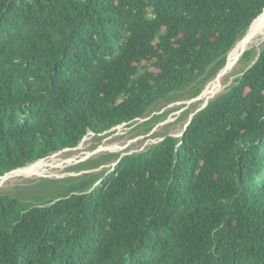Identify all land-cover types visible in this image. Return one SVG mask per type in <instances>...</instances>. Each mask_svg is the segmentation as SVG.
I'll return each mask as SVG.
<instances>
[{
  "label": "trees",
  "instance_id": "obj_1",
  "mask_svg": "<svg viewBox=\"0 0 264 264\" xmlns=\"http://www.w3.org/2000/svg\"><path fill=\"white\" fill-rule=\"evenodd\" d=\"M263 12L264 0H0V177L199 96ZM242 62L182 137L108 173L44 179L40 195L0 193V264H264V49Z\"/></svg>",
  "mask_w": 264,
  "mask_h": 264
},
{
  "label": "rangeland",
  "instance_id": "obj_2",
  "mask_svg": "<svg viewBox=\"0 0 264 264\" xmlns=\"http://www.w3.org/2000/svg\"><path fill=\"white\" fill-rule=\"evenodd\" d=\"M255 25L256 24H254V26L246 33L243 38H246L256 28ZM243 38H241V41L239 40L238 42H243ZM250 52L252 53L253 57H255V55H259L256 50H252ZM253 60L255 61L256 59L254 58ZM249 65L250 64L247 62H242V68L238 78L242 76L243 72ZM210 81H208V83ZM234 84H232L231 86H233ZM230 87L228 88V90L230 89ZM228 90H226L225 93H227ZM197 97L193 98L191 92L184 94L177 93L172 97L171 100L163 101L156 105L145 118L138 119L132 124L118 126L102 135L97 136L93 132H89L88 135L76 148L66 149L59 153H56L59 156L58 158L60 160L71 162L56 166L55 169H50L49 171H52L54 177H17L3 183L0 186V193H17L29 198L41 194L38 185L44 179L63 181L69 178L83 177V175L85 174H96L100 172L108 173L113 170L118 160L105 162L101 167L92 170L76 171L71 169L81 163H85L87 161H95L112 154H120L126 156L129 154L142 153L148 148L162 142L166 138V136L175 137L178 132L183 133L185 127L193 118V116L203 109L200 108L201 102H196L193 104L190 103ZM156 117H160V120H158L155 124H151V121ZM176 138L180 137L176 136ZM113 144H120V146L123 148V151H105L96 153L103 145ZM88 154L92 155L89 156ZM27 187H30V191L25 190ZM32 201L33 200H31V202Z\"/></svg>",
  "mask_w": 264,
  "mask_h": 264
},
{
  "label": "bare ground",
  "instance_id": "obj_3",
  "mask_svg": "<svg viewBox=\"0 0 264 264\" xmlns=\"http://www.w3.org/2000/svg\"><path fill=\"white\" fill-rule=\"evenodd\" d=\"M263 14L264 12L254 21V23ZM255 24H256L255 25L256 28L246 38H243L244 41L240 43L239 42L236 43V45L234 46V48L232 49V51L228 56L227 62L223 70L219 72L205 86V88L200 93V95L195 100L190 102L191 104L196 102H201L200 108H204L208 103H211L220 95L225 93V91L228 90V88L232 84H234L239 77V73L242 68V58L245 52L256 50L257 53L259 54L262 51L264 47V16ZM177 135H182V132H178ZM105 151L122 152L123 148L120 146V144L103 145L96 153H101ZM88 155L91 156L92 154H88ZM58 157L59 156L56 154L48 159L41 160L26 168L16 170L13 173L7 175L6 177L0 178V186L6 181H9L17 177H54L52 171H49L50 169H55L56 166L71 162V161L60 160Z\"/></svg>",
  "mask_w": 264,
  "mask_h": 264
},
{
  "label": "water",
  "instance_id": "obj_4",
  "mask_svg": "<svg viewBox=\"0 0 264 264\" xmlns=\"http://www.w3.org/2000/svg\"><path fill=\"white\" fill-rule=\"evenodd\" d=\"M253 23H254V22H253ZM253 23H252V24H253ZM251 26H252V25H251ZM206 107H207V106H206ZM206 107H204L203 109H205ZM203 109H202V110H203ZM202 110H200V111H202ZM200 111H199V112H200ZM195 115H196V114H195ZM195 115H194V116H195ZM194 116H193V117H194ZM192 119H193V118H192ZM192 119H191L190 122L187 124V126L185 127L184 132L182 133V135H181L180 137H182V136L185 134V132L187 131L189 125H190L191 122H192ZM173 137H174V136H173ZM175 137H176V136H175ZM122 157H123V155L120 156V158H119V160L116 162L115 166L120 162V160L122 159ZM48 158H49V157H48ZM48 158H46V159H48ZM42 160H45V159H42ZM39 161H41V160H39ZM39 161H37V162H39ZM37 162H35V163H37ZM35 163H34V164H35ZM31 165H32V164H31ZM28 166H30V165H28ZM28 166H27V167H28ZM25 168H26V167H25ZM13 172H14V171H13ZM13 172H11V173H13ZM11 173H9V174H11ZM9 174H7V175H9ZM7 175H6V176H7ZM6 176H4V177H6ZM0 178H3V177H0Z\"/></svg>",
  "mask_w": 264,
  "mask_h": 264
},
{
  "label": "clouds",
  "instance_id": "obj_5",
  "mask_svg": "<svg viewBox=\"0 0 264 264\" xmlns=\"http://www.w3.org/2000/svg\"><path fill=\"white\" fill-rule=\"evenodd\" d=\"M34 164V163H33Z\"/></svg>",
  "mask_w": 264,
  "mask_h": 264
}]
</instances>
